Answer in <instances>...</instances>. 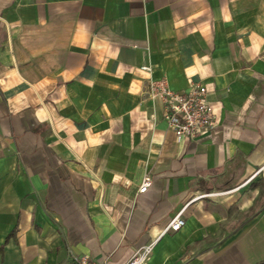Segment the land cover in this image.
<instances>
[{"label":"crops","instance_id":"1","mask_svg":"<svg viewBox=\"0 0 264 264\" xmlns=\"http://www.w3.org/2000/svg\"><path fill=\"white\" fill-rule=\"evenodd\" d=\"M151 80L204 85L215 127L179 142ZM157 239L148 264H264V0H0V264Z\"/></svg>","mask_w":264,"mask_h":264},{"label":"built area","instance_id":"2","mask_svg":"<svg viewBox=\"0 0 264 264\" xmlns=\"http://www.w3.org/2000/svg\"><path fill=\"white\" fill-rule=\"evenodd\" d=\"M150 71V67L142 68ZM207 88L201 84H193L189 91L179 93L173 91L166 80H151L148 96L152 100L160 99L165 105V120L179 142L196 140L204 133L211 131L216 125V114L213 106L206 100ZM152 178L145 175L138 189L139 193L147 192L152 186ZM184 209L178 212L168 223L164 233L178 232L185 226ZM158 239L141 246L125 264H148ZM74 264H97L87 256L71 255Z\"/></svg>","mask_w":264,"mask_h":264}]
</instances>
